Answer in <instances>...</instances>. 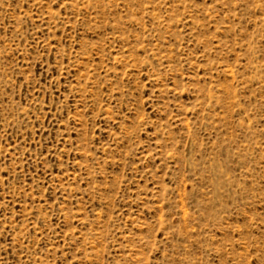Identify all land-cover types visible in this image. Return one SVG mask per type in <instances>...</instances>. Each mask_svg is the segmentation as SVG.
<instances>
[{"label": "rangeland", "instance_id": "rangeland-1", "mask_svg": "<svg viewBox=\"0 0 264 264\" xmlns=\"http://www.w3.org/2000/svg\"><path fill=\"white\" fill-rule=\"evenodd\" d=\"M0 264H264V0H0Z\"/></svg>", "mask_w": 264, "mask_h": 264}]
</instances>
